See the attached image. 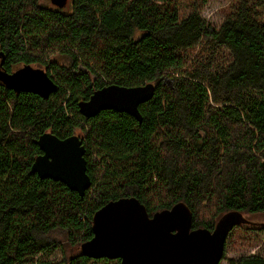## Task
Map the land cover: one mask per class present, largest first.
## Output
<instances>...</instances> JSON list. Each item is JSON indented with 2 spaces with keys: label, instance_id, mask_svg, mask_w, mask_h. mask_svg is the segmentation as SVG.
Wrapping results in <instances>:
<instances>
[{
  "label": "trees",
  "instance_id": "16d2710c",
  "mask_svg": "<svg viewBox=\"0 0 264 264\" xmlns=\"http://www.w3.org/2000/svg\"><path fill=\"white\" fill-rule=\"evenodd\" d=\"M197 3L72 0L63 11L0 0V69L40 68L58 86L44 99L0 81V264L120 263L81 247L96 212L121 198H137L151 217L185 203L192 229L214 230L236 212L246 230L256 225L248 217L264 216V0H236L219 30ZM149 83L141 122L79 112L108 85ZM77 131L92 181L84 196L32 173L42 134ZM61 235L72 253L52 263L44 255ZM230 264H264V255Z\"/></svg>",
  "mask_w": 264,
  "mask_h": 264
},
{
  "label": "water",
  "instance_id": "95a60500",
  "mask_svg": "<svg viewBox=\"0 0 264 264\" xmlns=\"http://www.w3.org/2000/svg\"><path fill=\"white\" fill-rule=\"evenodd\" d=\"M63 9L68 0H51ZM0 81L17 94L32 93L44 99L58 89L48 72L32 66L8 74L0 69ZM155 85L125 87L108 85L79 103V112L92 118L105 110L127 113L142 121L140 106L155 95ZM41 154L35 158L32 173L41 179L61 182L84 196L92 187L88 175L86 148L78 136L61 139L52 133L38 139ZM193 214L185 203L149 215L135 197L111 201L93 217V237L82 253L93 259L120 260V264H220L227 238L237 225L248 223L240 213H229L214 230L192 229Z\"/></svg>",
  "mask_w": 264,
  "mask_h": 264
},
{
  "label": "rangeland",
  "instance_id": "374dc122",
  "mask_svg": "<svg viewBox=\"0 0 264 264\" xmlns=\"http://www.w3.org/2000/svg\"><path fill=\"white\" fill-rule=\"evenodd\" d=\"M72 0H69L71 4ZM236 0H197V5L200 8V13L205 18L209 24L216 30H219L226 20V17L230 13L231 6ZM41 3L48 8L53 10H63L66 11L68 8L60 9L52 4L51 0H41ZM235 7V6H234ZM217 58V59H216ZM215 58V62L219 63V57ZM59 64H62L63 58L54 59ZM64 64H67L65 61ZM79 66V65H78ZM36 68V67H35ZM79 68H83L82 64ZM167 84L171 83L169 80L165 81ZM76 135L80 136L79 131ZM81 139V138H80ZM83 140V139H81ZM210 215L208 212L201 213L202 218H208ZM253 222L256 223L254 226H248L244 230L242 226L237 225L231 231L227 238L226 243V253L225 257L220 264H230L231 260H239L243 256L248 255H264V216L248 217ZM211 216L209 220H212ZM218 222V221H217ZM217 222L215 224H217ZM250 227H254L253 230ZM58 243L50 249L44 259L52 263L63 262L64 257L67 254H71L72 250L68 245V240L61 235L57 239ZM90 264H103L90 261ZM110 264H120L118 261H112Z\"/></svg>",
  "mask_w": 264,
  "mask_h": 264
},
{
  "label": "flooded vegetation",
  "instance_id": "af4514ba",
  "mask_svg": "<svg viewBox=\"0 0 264 264\" xmlns=\"http://www.w3.org/2000/svg\"><path fill=\"white\" fill-rule=\"evenodd\" d=\"M70 6V3H69V0H68V3H67V6L65 7V8H68ZM64 9V8H63ZM19 69H21V68H18L17 70H19ZM37 69H40V68H37ZM16 70V71H17ZM46 71V70H45ZM15 72V71H14Z\"/></svg>",
  "mask_w": 264,
  "mask_h": 264
}]
</instances>
